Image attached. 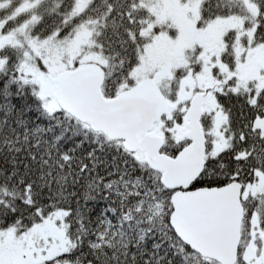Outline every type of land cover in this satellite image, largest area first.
<instances>
[{
    "label": "snow or ice",
    "instance_id": "snow-or-ice-1",
    "mask_svg": "<svg viewBox=\"0 0 264 264\" xmlns=\"http://www.w3.org/2000/svg\"><path fill=\"white\" fill-rule=\"evenodd\" d=\"M0 264H264V0H0Z\"/></svg>",
    "mask_w": 264,
    "mask_h": 264
}]
</instances>
